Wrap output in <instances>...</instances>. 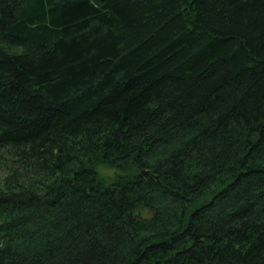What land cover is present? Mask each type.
I'll return each instance as SVG.
<instances>
[{
	"label": "trees",
	"instance_id": "1",
	"mask_svg": "<svg viewBox=\"0 0 264 264\" xmlns=\"http://www.w3.org/2000/svg\"><path fill=\"white\" fill-rule=\"evenodd\" d=\"M0 264H264V0H0Z\"/></svg>",
	"mask_w": 264,
	"mask_h": 264
},
{
	"label": "rangeland",
	"instance_id": "2",
	"mask_svg": "<svg viewBox=\"0 0 264 264\" xmlns=\"http://www.w3.org/2000/svg\"><path fill=\"white\" fill-rule=\"evenodd\" d=\"M98 172L105 182H109L114 176V171L107 166L100 165L98 167Z\"/></svg>",
	"mask_w": 264,
	"mask_h": 264
},
{
	"label": "water",
	"instance_id": "3",
	"mask_svg": "<svg viewBox=\"0 0 264 264\" xmlns=\"http://www.w3.org/2000/svg\"><path fill=\"white\" fill-rule=\"evenodd\" d=\"M141 175L146 177L148 175V171H145V170L141 171ZM137 217L139 218V216Z\"/></svg>",
	"mask_w": 264,
	"mask_h": 264
}]
</instances>
